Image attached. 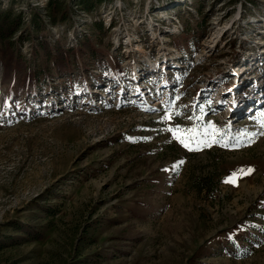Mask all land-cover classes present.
Wrapping results in <instances>:
<instances>
[{"label":"rangeland","instance_id":"374dc122","mask_svg":"<svg viewBox=\"0 0 264 264\" xmlns=\"http://www.w3.org/2000/svg\"><path fill=\"white\" fill-rule=\"evenodd\" d=\"M2 12L0 264H264V0Z\"/></svg>","mask_w":264,"mask_h":264},{"label":"trees","instance_id":"16d2710c","mask_svg":"<svg viewBox=\"0 0 264 264\" xmlns=\"http://www.w3.org/2000/svg\"><path fill=\"white\" fill-rule=\"evenodd\" d=\"M88 0H82V3H87ZM16 29L14 21L10 19L9 12H2L0 14V38L5 36L6 32H13Z\"/></svg>","mask_w":264,"mask_h":264},{"label":"snow or ice","instance_id":"6c2138e0","mask_svg":"<svg viewBox=\"0 0 264 264\" xmlns=\"http://www.w3.org/2000/svg\"><path fill=\"white\" fill-rule=\"evenodd\" d=\"M161 118H162V119H165V120L170 119V112H169V111H165L164 115H163ZM207 123H208V126L211 127V128L213 129V132H215L216 129H215L214 125L212 124V122L209 121V122H207ZM168 130H169V131H173V129H171V128H169ZM181 143H184L183 139H181ZM187 146H188V145L185 144V147H187Z\"/></svg>","mask_w":264,"mask_h":264}]
</instances>
